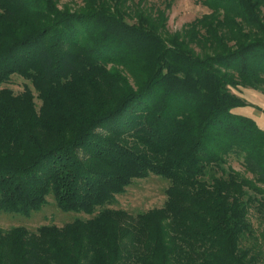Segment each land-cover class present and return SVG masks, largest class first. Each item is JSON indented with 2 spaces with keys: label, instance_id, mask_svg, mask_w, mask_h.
Returning a JSON list of instances; mask_svg holds the SVG:
<instances>
[{
  "label": "trees",
  "instance_id": "obj_1",
  "mask_svg": "<svg viewBox=\"0 0 264 264\" xmlns=\"http://www.w3.org/2000/svg\"><path fill=\"white\" fill-rule=\"evenodd\" d=\"M82 1L0 0V213L50 195L98 212L72 244L0 233V264H264V130L230 90L264 85V0H205L174 34L149 0ZM14 76L20 94L2 88ZM151 174L170 181L163 208H106Z\"/></svg>",
  "mask_w": 264,
  "mask_h": 264
},
{
  "label": "rangeland",
  "instance_id": "obj_2",
  "mask_svg": "<svg viewBox=\"0 0 264 264\" xmlns=\"http://www.w3.org/2000/svg\"><path fill=\"white\" fill-rule=\"evenodd\" d=\"M59 5L63 9L79 10L83 5V1L59 0ZM148 6L166 10V29L170 34L181 32L187 24L203 14L211 12V8L207 5L205 0H149ZM262 14H264V7H262ZM128 20L129 22L135 21L132 19ZM118 70L121 71L122 67L118 66ZM128 77L130 78L131 84L135 86L134 79L129 74ZM26 85H30V83L21 77L14 76L11 82L3 85L2 88H10L15 94H20L25 90ZM230 90L235 96L245 102L243 107L235 109L234 112L238 115L251 118L262 130H264V85L256 89L239 86L238 88H230ZM34 93L35 97H37V93ZM35 102L37 106H40L41 102L37 98ZM242 156L243 155L230 154L225 157V168L228 170L233 169L245 178L252 179L253 176L244 168ZM169 187V180L151 174L147 178L134 180L127 188L126 192L117 196L114 204L106 208L122 210L131 217L136 218L140 214L163 208L167 201V190ZM97 213L94 216H96ZM94 216H87L74 212H63L58 208L54 196L50 195L47 198V204L40 211L34 212L30 216L15 213H0V233L2 234V241H9L10 238L8 233L17 230L15 235H13V239L18 240L20 236H23V239L28 240L34 235L40 236L44 230H47L50 231V238L67 239L68 243L72 244L73 240L71 238H74V235L77 234L79 230H81L79 235L81 234L82 237L87 233L85 230L73 227L71 224L76 220L87 221ZM251 219L257 228L258 220L254 214L251 215ZM70 228H72L70 231L65 232ZM11 257V264H20L18 255L14 254Z\"/></svg>",
  "mask_w": 264,
  "mask_h": 264
}]
</instances>
